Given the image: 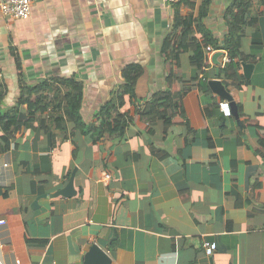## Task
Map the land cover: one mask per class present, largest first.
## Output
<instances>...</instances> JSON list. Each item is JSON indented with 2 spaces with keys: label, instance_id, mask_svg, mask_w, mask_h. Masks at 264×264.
Instances as JSON below:
<instances>
[{
  "label": "crops",
  "instance_id": "0c3cea01",
  "mask_svg": "<svg viewBox=\"0 0 264 264\" xmlns=\"http://www.w3.org/2000/svg\"><path fill=\"white\" fill-rule=\"evenodd\" d=\"M231 1L192 6L196 15L206 4L202 22L219 44ZM253 5L238 47L211 52L196 20L188 43L171 39L177 11L164 0H35L27 18L0 12V264H84L94 245L107 264H264V0ZM132 63L135 97L116 108L132 119L114 135L39 109V87L72 76L82 120L97 124ZM211 79L238 118L222 114ZM167 89L183 92L181 113L146 122L136 108ZM72 175L73 192L57 193Z\"/></svg>",
  "mask_w": 264,
  "mask_h": 264
},
{
  "label": "trees",
  "instance_id": "16d2710c",
  "mask_svg": "<svg viewBox=\"0 0 264 264\" xmlns=\"http://www.w3.org/2000/svg\"><path fill=\"white\" fill-rule=\"evenodd\" d=\"M194 0H180L173 3L177 14L175 15L172 23V37L171 39L178 40V42L188 43L190 37L187 34L191 33L192 22L196 20V28L203 35V43L211 45L216 48H237L238 39L243 32L245 25L253 23L256 20V13L258 10L254 9L253 0H232L226 7L225 16L228 23V37L224 38L223 43L214 39L208 28L202 22L203 16L206 13V4L201 6L196 15L192 14V6ZM180 8L187 9L186 12L181 11ZM194 59L201 58V50L198 43L194 42ZM236 64L230 62L224 67L226 76L230 79H236ZM141 73V67L138 64H130L126 69L122 71L123 84L120 86L119 91L114 93L106 102H104L96 111L95 116L97 118L96 123L86 124L82 120L80 114V107L82 102L83 86L82 83L76 80L74 77H54L52 82H45L39 87L37 96L39 109L42 112L48 110V113L56 114V118L63 114L64 118L74 123L76 127H83L85 131L97 127L100 135H114L123 129L131 122V115L127 112H119L116 110L120 102L122 101V95L127 93L130 100L133 101L134 87L136 79ZM180 90L177 92H171L169 89L166 91H156L150 98L142 105L136 108L139 114L148 123H154L159 117H166V115H172L176 112L181 113V99ZM163 100L168 105V108H162L160 101ZM5 116L9 118L6 120L5 126L11 121L9 115Z\"/></svg>",
  "mask_w": 264,
  "mask_h": 264
},
{
  "label": "built area",
  "instance_id": "2783aa9c",
  "mask_svg": "<svg viewBox=\"0 0 264 264\" xmlns=\"http://www.w3.org/2000/svg\"><path fill=\"white\" fill-rule=\"evenodd\" d=\"M35 0H0V12L1 14L13 17V18H27L30 16L31 6ZM168 3H176L180 0H164ZM205 50L211 52L214 48L211 45H206ZM222 64H225L231 60V56L226 50H223ZM219 108L225 116L231 115V110L229 102L223 100L219 103ZM110 174L106 172L104 174V179H109ZM5 224V220L0 218V225ZM203 251L206 255H211L216 249V243L214 241L205 240L202 243Z\"/></svg>",
  "mask_w": 264,
  "mask_h": 264
},
{
  "label": "water",
  "instance_id": "95a60500",
  "mask_svg": "<svg viewBox=\"0 0 264 264\" xmlns=\"http://www.w3.org/2000/svg\"><path fill=\"white\" fill-rule=\"evenodd\" d=\"M220 54L221 52L218 51L213 55V58H215L217 62H218L217 57ZM208 84L215 92H217L222 97L226 98V100H228L231 114L234 115L236 118H238V109L236 102L233 100L232 96L226 91L222 82L217 79H211L208 81ZM72 179H73V175L66 183L64 188L60 189L57 193H61L63 195H70L73 192ZM107 263H108V257L106 253L95 245L89 249L84 261V264H107Z\"/></svg>",
  "mask_w": 264,
  "mask_h": 264
}]
</instances>
